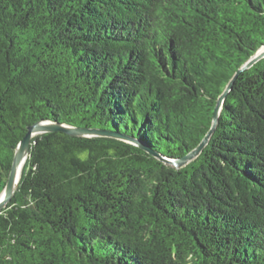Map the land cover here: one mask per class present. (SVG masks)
Masks as SVG:
<instances>
[{"label":"trees","instance_id":"trees-1","mask_svg":"<svg viewBox=\"0 0 264 264\" xmlns=\"http://www.w3.org/2000/svg\"><path fill=\"white\" fill-rule=\"evenodd\" d=\"M263 45L264 0H0L1 191L41 120L184 158ZM0 264H264V57L182 166L119 139L32 136Z\"/></svg>","mask_w":264,"mask_h":264},{"label":"water","instance_id":"water-1","mask_svg":"<svg viewBox=\"0 0 264 264\" xmlns=\"http://www.w3.org/2000/svg\"><path fill=\"white\" fill-rule=\"evenodd\" d=\"M263 57H264V45L260 47L256 51V53L237 70L236 74L230 80L226 89L219 96L217 100V104H216L214 116H213V121H212V126L209 132L206 134V136L203 138V140L197 146V148H195L193 151H191L189 154H187L184 158L180 160H175V161L167 160L157 155L152 150H150L149 146L145 142L138 140L132 136L123 135V134L113 132L107 129L70 126V125H66V124L59 123L56 121H51V120H41V121H38L28 126L25 135L20 140V142L18 143L15 149L13 160H12V165H11L6 183L0 193V209L6 206V204L9 202V200L11 199L14 193V190L16 188V185L20 177V173L22 169L21 167L23 166V163L29 152L31 137L37 134L53 132V131H61L67 135L74 136V137H85V138L103 137V138L119 139L128 144L137 146L141 150L149 153L150 155L155 156L156 158L164 161L165 163H170L177 167L184 165L189 160H191L192 158H194L196 155L199 154V152L203 149V147L207 143L208 138L213 133L216 123L218 121L219 112H220L222 103L224 101V98L226 94L229 92V90L232 88V84L234 83L237 75L241 73L243 70L251 67L256 61L260 60Z\"/></svg>","mask_w":264,"mask_h":264},{"label":"rangeland","instance_id":"rangeland-1","mask_svg":"<svg viewBox=\"0 0 264 264\" xmlns=\"http://www.w3.org/2000/svg\"><path fill=\"white\" fill-rule=\"evenodd\" d=\"M0 191H1V187H0Z\"/></svg>","mask_w":264,"mask_h":264},{"label":"bare ground","instance_id":"bare-ground-1","mask_svg":"<svg viewBox=\"0 0 264 264\" xmlns=\"http://www.w3.org/2000/svg\"><path fill=\"white\" fill-rule=\"evenodd\" d=\"M22 168V167H21Z\"/></svg>","mask_w":264,"mask_h":264},{"label":"crops","instance_id":"crops-1","mask_svg":"<svg viewBox=\"0 0 264 264\" xmlns=\"http://www.w3.org/2000/svg\"><path fill=\"white\" fill-rule=\"evenodd\" d=\"M1 193V192H0Z\"/></svg>","mask_w":264,"mask_h":264}]
</instances>
